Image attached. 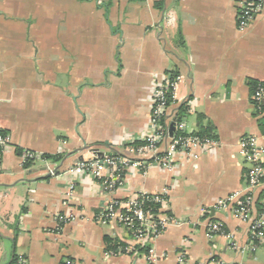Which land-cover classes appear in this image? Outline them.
Instances as JSON below:
<instances>
[{"label":"crops","instance_id":"0c3cea01","mask_svg":"<svg viewBox=\"0 0 264 264\" xmlns=\"http://www.w3.org/2000/svg\"><path fill=\"white\" fill-rule=\"evenodd\" d=\"M243 1L0 0V127L12 138L0 161V264L14 256L25 264H179L181 252L186 264H264V241L252 250L248 223L215 208L246 189L241 139L256 136L264 147L251 86L264 82V11L241 28ZM167 74L180 78L171 112L189 105L187 131L207 127L215 147L198 159L177 154L170 170H129L112 194L92 176L65 173L94 153L127 154L129 138L140 142L151 129L152 86ZM17 149L40 158L26 164ZM137 193H164L174 220L149 244L165 254L157 262L127 228L96 219L110 199ZM71 213L75 220L60 226L57 216ZM211 221L225 224L237 249L209 236ZM107 238L128 252L109 253Z\"/></svg>","mask_w":264,"mask_h":264},{"label":"built area","instance_id":"2783aa9c","mask_svg":"<svg viewBox=\"0 0 264 264\" xmlns=\"http://www.w3.org/2000/svg\"><path fill=\"white\" fill-rule=\"evenodd\" d=\"M263 11L264 0H244L238 16L240 27L244 28L251 24ZM179 79V76L167 74L164 80H155L151 91V129L141 138L140 145L135 144L137 138H129L125 145L127 154L99 155L94 153L91 159L76 161L65 170V173L73 177L92 176L101 182L106 193L112 194L123 185L125 174L129 170L137 169L145 172L150 166L170 170L174 167L177 154L198 159L200 155L215 147L217 145L215 139L188 132L185 118L179 121L173 119L171 123H174V131L177 134L170 133L171 123L168 122V115L171 113L175 116V111L171 112L172 104L169 99L173 98ZM252 100L256 108L261 109L260 105L264 101V82H260L255 88ZM187 112H191L189 105ZM1 130L0 127V161L12 145L11 135ZM241 146L250 162L246 173V189L233 192L218 200L215 208L231 210L235 218L248 223L253 241L251 248L256 250V243L264 241V198L261 200L260 212L256 205L259 188L264 184V147L256 136L243 137ZM22 156L24 162L40 158L27 151H24ZM51 163L47 161V173L56 175L57 170ZM151 202L160 205L156 212L149 208L148 203ZM166 202L167 198L164 193H137L122 200L110 199L98 215L97 221L102 224L118 222L129 230L137 243L150 244L174 221L171 215L163 211ZM57 217L61 226V224L74 221L76 216L71 213L60 214ZM208 231L209 236L220 234L229 240L233 249L238 248L234 234L227 232L223 222L211 221L208 224ZM163 257L165 254H158L150 246L148 258L151 262H157ZM187 261L186 254L181 252L178 256V263L186 264ZM19 264H25L24 260L20 259Z\"/></svg>","mask_w":264,"mask_h":264},{"label":"trees","instance_id":"16d2710c","mask_svg":"<svg viewBox=\"0 0 264 264\" xmlns=\"http://www.w3.org/2000/svg\"><path fill=\"white\" fill-rule=\"evenodd\" d=\"M256 1V0H254ZM240 11V10H239ZM261 81H254L251 82V86H252V94L255 91V88L258 86V84ZM170 97V96H169ZM171 104H173L174 99L171 97L170 99ZM261 109L257 108L259 114L261 115V126H262V131L264 132V101L263 103H261ZM187 105L185 103L181 104L180 106H177V108L175 109V117L176 120H182L185 118V116L187 115ZM200 119H202V117H200ZM4 133H8L5 130H1ZM174 135L177 134L175 131H173ZM196 134V133H193ZM198 136L201 137H208V138H214L212 137L210 130L207 127H201V129L198 131V133L196 134ZM142 142H136V145H140ZM18 154H22L23 150L21 149H17ZM42 157L44 159L47 160H51V161H60L62 159V155L61 154H43ZM30 160H28L26 162V164H29ZM264 198V190L258 195V200H257V209L260 212L261 208H262V204H261V200ZM149 208H151L154 212H156V210L158 209V207L160 208L159 204L156 203H148ZM101 212V211H100ZM100 212L97 213L96 215V219L98 217V215L100 214ZM106 243H107V250L109 253H113V254H118V253H124V252H128V246L120 241H113L112 239L107 238L106 239ZM136 249H140L141 251H145V252H149L150 246L149 244H145L143 246H139ZM21 258L18 256H14L11 263L10 264H19V260ZM62 264H72L71 260H64L62 262Z\"/></svg>","mask_w":264,"mask_h":264},{"label":"water","instance_id":"95a60500","mask_svg":"<svg viewBox=\"0 0 264 264\" xmlns=\"http://www.w3.org/2000/svg\"><path fill=\"white\" fill-rule=\"evenodd\" d=\"M174 129H175V125H174V123H171V125H170V133L171 134L174 131Z\"/></svg>","mask_w":264,"mask_h":264}]
</instances>
